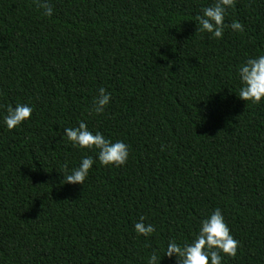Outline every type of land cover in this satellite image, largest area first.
<instances>
[{"label":"trees","instance_id":"trees-1","mask_svg":"<svg viewBox=\"0 0 264 264\" xmlns=\"http://www.w3.org/2000/svg\"><path fill=\"white\" fill-rule=\"evenodd\" d=\"M48 2L51 17L0 0V264H177L169 241L191 242L216 208L240 244L222 264H264V100L238 98L239 66L264 55V0H236L224 23L244 31L222 39L195 21L215 0ZM17 104L32 115L9 130ZM80 121L128 145L127 163L73 147ZM84 157L83 185L64 183Z\"/></svg>","mask_w":264,"mask_h":264},{"label":"clouds","instance_id":"clouds-1","mask_svg":"<svg viewBox=\"0 0 264 264\" xmlns=\"http://www.w3.org/2000/svg\"><path fill=\"white\" fill-rule=\"evenodd\" d=\"M35 4L38 9L43 10L45 16L53 15V8L48 0H35ZM235 4L236 0H215L212 5L204 7L203 14L195 17L197 30L211 34L214 39H222L225 28L243 32L244 25L238 21L234 20L230 25L224 23L227 10L234 8ZM238 75L242 85L238 98L252 104L261 103L264 100V55L247 59L239 66ZM110 100L111 94L100 88L90 111L103 114ZM32 111V107L27 104H17L14 108L9 106L4 118L7 128L13 130L29 120ZM64 133L73 147L98 150V159L103 166L122 167L127 163L128 145L120 140L112 142L99 132L93 134L83 121L79 122L78 127L66 128ZM93 163L92 157H84L78 168L63 176L64 183L83 185ZM64 167L67 171V164ZM144 221L145 217L141 216L134 229L138 235L147 238L155 232V227ZM239 246V241L231 235L221 209L216 208L209 218L201 221L198 234L191 242L178 245L175 240L169 241L164 256H175L177 264H222L221 254L235 258ZM160 261L161 258L153 251L147 264H160Z\"/></svg>","mask_w":264,"mask_h":264}]
</instances>
